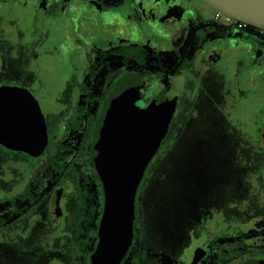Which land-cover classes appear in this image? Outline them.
I'll list each match as a JSON object with an SVG mask.
<instances>
[{
	"label": "flooded vegetation",
	"instance_id": "flooded-vegetation-1",
	"mask_svg": "<svg viewBox=\"0 0 264 264\" xmlns=\"http://www.w3.org/2000/svg\"><path fill=\"white\" fill-rule=\"evenodd\" d=\"M11 1L15 7L32 2ZM49 1L36 3L41 9ZM130 3L79 0L71 7L74 21L66 17L61 22L62 31L73 36L49 32L58 40L62 60L53 71L36 68L45 82L53 72L54 91L62 95L56 102L63 112L58 131L50 116L52 102L59 100L54 91L49 100L45 83L20 86L38 101L47 147L52 139L55 152L20 175L11 168V181L3 180L0 264L264 263V161L255 159V151L243 182L242 161L229 166L234 170L228 183L227 176L214 184L179 183L173 177L194 138L201 136L221 153L226 109L237 107L243 92L250 95L252 108L255 92L262 109L263 49L234 23L228 28L231 35L223 24L216 28L220 18L214 12L209 18L204 2ZM223 65L233 75L229 82ZM127 99L141 109L154 103L172 111L158 147L141 156L146 165L137 181L135 169L143 162L130 159L115 116ZM257 134L254 150L264 145V124ZM45 151L38 157L20 153L40 159Z\"/></svg>",
	"mask_w": 264,
	"mask_h": 264
},
{
	"label": "rangeland",
	"instance_id": "rangeland-1",
	"mask_svg": "<svg viewBox=\"0 0 264 264\" xmlns=\"http://www.w3.org/2000/svg\"><path fill=\"white\" fill-rule=\"evenodd\" d=\"M78 1L79 0H50L40 9L39 4L36 3L37 0L29 2L31 6H28L29 4L24 6L25 4L21 2L19 3L20 5L18 4L16 7L14 1L0 0V4L3 5L0 6V73L7 71V73H5L6 76L0 78V85L9 84L19 87H28L30 83H45L44 86L48 91V95H45V97L49 100L53 99L56 81L55 77H52L53 66L60 64V60H62L63 56L60 54L61 51L57 46L58 40L49 36V32L52 29H58V37L64 35V33L68 36H73L69 30L65 32L62 31L61 27L63 24L61 22L66 20V17L74 21L76 14L71 10V7H76V2ZM194 1L204 4L200 0ZM126 3L125 7L130 3V0H126ZM206 6L209 8V18H212L214 10L208 7V5ZM121 9L125 10L123 8ZM82 17L87 19L84 15H82ZM219 24L226 26L225 29H227V33H229V35L232 34V31H230V29L228 30V28L231 27V23L225 22L222 17L214 21V26H216V28L221 27ZM30 30L35 34H41L40 37L32 38L29 33ZM241 31L247 36L253 37L254 43L259 48L263 49L261 60L264 61V36L261 34V31L251 26H246L245 29ZM43 33H45L47 37L42 36ZM78 41H81V44H85L84 40L78 39ZM37 65H45L50 67V69L52 68L49 81L46 80L45 82L43 79L44 75L39 73L36 68ZM148 65L152 66L153 64L150 63ZM223 70L226 72V81L229 82L233 79V75L226 65H223ZM211 83L213 82L211 81ZM32 90L40 97L38 89L33 88ZM54 96L57 99H59V97L62 98L59 91H54ZM246 96L248 98L250 97V95L243 92V94L239 96V99L237 98V102H239L237 107L234 108L233 105H231L226 109V130L221 137V153L218 154L210 148V144L207 143L209 141H203L201 136L194 138L193 141L191 140V143L188 144V148L184 151L182 157L179 158L180 161L177 171L173 174V177L176 179L175 181L186 183L189 182L190 179H198L203 182L214 184L227 176L228 183L231 181L229 175L231 172L229 173V171L234 170V163H241L242 161L243 165H245V167L240 165L242 167L241 175L243 182L245 179L244 177H248L249 175L250 161L254 164V151L256 153L255 159L258 158L264 161V145L259 143L254 150V141L258 135L257 132H259V129L264 124V106H262L261 109L255 103V92L253 108L250 100H247ZM58 101H60V99L53 101L52 105L50 103V108L52 107L50 116L53 119L54 132L61 128V120L63 118L60 115L63 113H61L62 105L56 103ZM54 118L58 119L56 123L54 122ZM53 151L55 152L54 141L52 139L45 151V155L40 159L31 158L20 152H13L0 145V193L4 185L3 180L11 181L12 179L13 174L11 168L17 167L18 174L20 175L22 172L27 171L25 169H28L30 163L43 160L45 156ZM229 166L233 167L230 168ZM167 172L165 171L166 176H170V172ZM26 176L27 175H24V177ZM19 183H21V181ZM165 200H168V198L163 197V201ZM6 207L8 206H3L4 209ZM159 212H161V210ZM163 216L167 217V213L163 212ZM158 218L160 217L158 216ZM163 233L165 234V231Z\"/></svg>",
	"mask_w": 264,
	"mask_h": 264
},
{
	"label": "water",
	"instance_id": "water-1",
	"mask_svg": "<svg viewBox=\"0 0 264 264\" xmlns=\"http://www.w3.org/2000/svg\"><path fill=\"white\" fill-rule=\"evenodd\" d=\"M200 1L214 9V16L221 12L232 20L264 31V0ZM171 113L169 105L156 106L153 103L147 109H141L129 99L116 109L118 133L129 148L130 159L136 163L143 162L141 168L135 169L136 181L146 165L141 156L145 151L152 154L158 147ZM161 120L163 125L159 123ZM48 141L47 126L35 97L25 88L0 87V145L12 151L38 157L44 153ZM127 168L118 167L117 171L123 172Z\"/></svg>",
	"mask_w": 264,
	"mask_h": 264
},
{
	"label": "built area",
	"instance_id": "built-area-1",
	"mask_svg": "<svg viewBox=\"0 0 264 264\" xmlns=\"http://www.w3.org/2000/svg\"><path fill=\"white\" fill-rule=\"evenodd\" d=\"M222 17L224 18L225 22L234 23L239 29H244L247 26L246 24L242 22L232 20L231 18L223 15L221 12L216 13V18H222ZM261 34L264 36V31H261Z\"/></svg>",
	"mask_w": 264,
	"mask_h": 264
}]
</instances>
